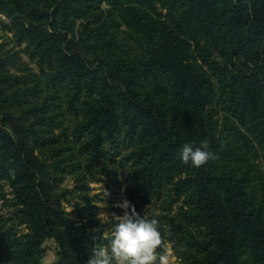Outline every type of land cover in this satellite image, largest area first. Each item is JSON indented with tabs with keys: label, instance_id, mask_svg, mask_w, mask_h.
<instances>
[{
	"label": "trees",
	"instance_id": "obj_1",
	"mask_svg": "<svg viewBox=\"0 0 264 264\" xmlns=\"http://www.w3.org/2000/svg\"><path fill=\"white\" fill-rule=\"evenodd\" d=\"M0 12L13 37L0 44V264H43L51 237L54 264L107 246L88 179L117 183L121 149L125 199L155 212L158 253L264 264V0H0ZM204 140L212 158H181Z\"/></svg>",
	"mask_w": 264,
	"mask_h": 264
},
{
	"label": "clouds",
	"instance_id": "obj_2",
	"mask_svg": "<svg viewBox=\"0 0 264 264\" xmlns=\"http://www.w3.org/2000/svg\"><path fill=\"white\" fill-rule=\"evenodd\" d=\"M207 141L194 145L185 142L181 158L195 166L204 164L212 158ZM121 207L123 215L112 217V231L107 246H97L86 264H170L166 253H158L161 244L159 220L155 212L141 215L131 201L125 199Z\"/></svg>",
	"mask_w": 264,
	"mask_h": 264
},
{
	"label": "rangeland",
	"instance_id": "obj_3",
	"mask_svg": "<svg viewBox=\"0 0 264 264\" xmlns=\"http://www.w3.org/2000/svg\"><path fill=\"white\" fill-rule=\"evenodd\" d=\"M3 22L8 23L7 18L0 12V44L4 41H8L7 48H12L13 39L11 32L5 27ZM23 47V46H22ZM23 62L27 63L34 71L37 70L36 65L29 59L25 53L20 55ZM39 73L38 71H36ZM216 115V113H215ZM218 116V115H216ZM55 133H59L58 130ZM69 138H71L69 136ZM66 140V139H64ZM57 143V142H56ZM67 142H60L57 146H69ZM52 146H55L53 144ZM52 146H40L36 145L34 148L35 155L40 158L50 155V150ZM71 151H65L63 154L69 158L70 152L74 154L78 153L77 146L72 144ZM126 154L125 149H121L117 153H113L111 158V167L115 170V179L118 180L117 183L107 179L104 175H98L96 179H88L89 193L95 196V203L99 206L98 217L101 219V223L104 226V235L111 237L112 231V217L114 215H123L125 209L121 207L122 202L125 200V176L127 172V167L125 164H122V160ZM72 158V157H71ZM74 177L72 175H67L63 183L61 184L62 188L70 190L67 198L62 202L63 207L67 212H71L76 203L79 202L78 195L79 193L75 190ZM3 195V182H0V197ZM2 199H0V206H2ZM43 254L42 262L43 264H54L58 260V244L55 238H48L44 241L43 245ZM170 264H181L178 260L174 251L170 248L169 245L166 246V252Z\"/></svg>",
	"mask_w": 264,
	"mask_h": 264
}]
</instances>
